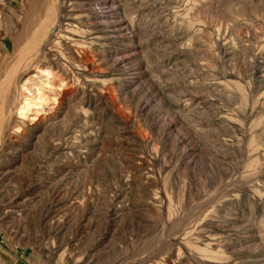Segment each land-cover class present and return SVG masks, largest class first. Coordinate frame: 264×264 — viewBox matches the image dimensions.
Returning a JSON list of instances; mask_svg holds the SVG:
<instances>
[{
	"label": "rangeland",
	"instance_id": "obj_1",
	"mask_svg": "<svg viewBox=\"0 0 264 264\" xmlns=\"http://www.w3.org/2000/svg\"><path fill=\"white\" fill-rule=\"evenodd\" d=\"M105 5L133 33L105 44L90 11L89 70L43 56L55 76L21 80L38 89L0 153V264H264V0ZM30 25L0 0V74Z\"/></svg>",
	"mask_w": 264,
	"mask_h": 264
},
{
	"label": "bare ground",
	"instance_id": "obj_2",
	"mask_svg": "<svg viewBox=\"0 0 264 264\" xmlns=\"http://www.w3.org/2000/svg\"><path fill=\"white\" fill-rule=\"evenodd\" d=\"M108 1L109 0H14L15 3L21 6L24 19L31 18V25L27 30L25 26V32L22 31L18 34L17 40H15L13 44V47H15L9 52V56L6 59V64L4 65L5 70L0 74V153L3 149L6 137H8L11 132L16 131L11 130L13 127H16L12 122L14 121V116H16L18 112L17 110L20 109L18 114H21V116L29 117L25 112L31 109L30 103L32 101L28 98L29 94L26 93L31 92L32 89L36 87L30 86L26 82L21 85L23 76L32 67L46 73V79L48 78V80L50 77L55 76L50 70H43V63L38 62L41 57L45 56L55 60L60 57L62 60H57V64L66 60L67 62H74L73 66L77 69L79 68L82 71L89 70L91 59L86 57L82 51H79L80 45H87V42L84 39H77L75 37V34L78 35V28L75 24H72V20H74V23H78L80 20L79 17H85L88 12L94 11L97 16H101L98 24L103 26L101 29L103 33L99 35L98 38L104 39V43L108 45L110 44L108 39L112 43L116 39L123 41L122 39L125 37L127 38L128 33H133L134 29L132 27L130 28V25L127 24L128 22L126 23L124 20H119L115 12L112 11L116 7H110L111 4L108 6L105 5ZM86 4H89L88 8L85 7ZM76 7H79V9ZM96 8L98 10H96ZM77 10L78 13L75 12ZM65 20H67L68 23L64 22ZM81 32L83 33L82 37L86 38L85 31ZM86 32L88 33V31ZM110 38H113V40ZM88 46L91 47V45ZM130 59L132 58L129 54L116 59L114 66L117 68V71L120 70L124 72L125 70V72L128 73L131 68V63L129 64ZM1 61L2 59H0V62ZM121 65L123 67H125L124 65L130 66L122 68ZM46 66L47 65H44V67ZM65 74H67V71H65ZM137 74L138 72L135 70L134 75ZM117 78V80H120L119 75H117ZM94 81L95 79L93 78V82ZM45 83L48 85V81H45ZM37 89L38 88H36V90ZM100 96H102V94H100ZM36 99L38 98L36 97ZM37 111L38 110L33 111V113H37Z\"/></svg>",
	"mask_w": 264,
	"mask_h": 264
}]
</instances>
